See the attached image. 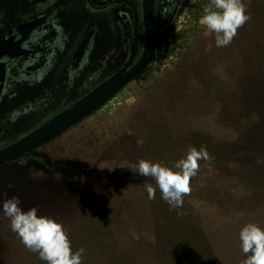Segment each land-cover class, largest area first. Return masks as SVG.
I'll list each match as a JSON object with an SVG mask.
<instances>
[{"label":"rangeland","instance_id":"obj_1","mask_svg":"<svg viewBox=\"0 0 264 264\" xmlns=\"http://www.w3.org/2000/svg\"><path fill=\"white\" fill-rule=\"evenodd\" d=\"M210 3L192 0L140 77L36 152L65 170L0 167V203L58 220L83 264H242L241 228H264V0H243L251 19L222 48L200 22ZM193 147L208 158L182 207L148 199L129 165L172 167ZM0 264H44L2 213Z\"/></svg>","mask_w":264,"mask_h":264},{"label":"flooded vegetation","instance_id":"obj_2","mask_svg":"<svg viewBox=\"0 0 264 264\" xmlns=\"http://www.w3.org/2000/svg\"><path fill=\"white\" fill-rule=\"evenodd\" d=\"M191 1L154 0L157 51ZM145 2L0 0V149L136 65L152 28ZM40 148L12 163L66 169L49 166Z\"/></svg>","mask_w":264,"mask_h":264},{"label":"clouds","instance_id":"obj_3","mask_svg":"<svg viewBox=\"0 0 264 264\" xmlns=\"http://www.w3.org/2000/svg\"><path fill=\"white\" fill-rule=\"evenodd\" d=\"M201 24L214 33L216 48L229 46L237 31L251 16L243 0H211L204 7ZM212 44L207 45L211 50ZM131 134V133H129ZM140 143V142H138ZM204 147L190 148L174 166L162 162L140 159L128 169L137 176L146 178L144 185L148 199H155L159 190L160 198L175 210L183 205V197L190 192V179L198 172V161L207 159ZM154 181L149 183L148 180ZM18 197L13 196L0 203V213L9 221L10 230L29 251L38 255L44 264H83L86 249L73 250L71 240L63 224L58 220L38 214L36 208L24 210ZM240 250L245 259L242 264H264V228L248 223L239 232Z\"/></svg>","mask_w":264,"mask_h":264},{"label":"water","instance_id":"obj_4","mask_svg":"<svg viewBox=\"0 0 264 264\" xmlns=\"http://www.w3.org/2000/svg\"><path fill=\"white\" fill-rule=\"evenodd\" d=\"M145 2L152 18V28L147 34L145 50L140 60L128 72H121L111 78L92 93L75 103L72 107L51 119L43 126L31 132L17 142L0 149V167L20 160L30 152L40 148L53 139L61 136L82 120L88 118L95 111L103 107L127 84L140 77L154 61L157 52V30L153 25V2Z\"/></svg>","mask_w":264,"mask_h":264},{"label":"trees","instance_id":"obj_5","mask_svg":"<svg viewBox=\"0 0 264 264\" xmlns=\"http://www.w3.org/2000/svg\"><path fill=\"white\" fill-rule=\"evenodd\" d=\"M259 115H260L262 118H264V115H263V114L259 113Z\"/></svg>","mask_w":264,"mask_h":264}]
</instances>
